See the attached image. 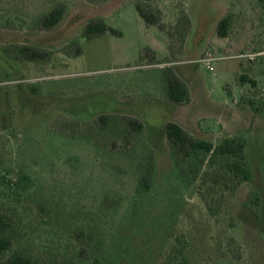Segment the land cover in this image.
<instances>
[{
  "label": "rangeland",
  "instance_id": "374dc122",
  "mask_svg": "<svg viewBox=\"0 0 264 264\" xmlns=\"http://www.w3.org/2000/svg\"><path fill=\"white\" fill-rule=\"evenodd\" d=\"M88 24L114 33L87 37ZM174 78L185 104L167 97ZM169 122L213 145L244 138L250 180L211 191L221 157L180 174ZM0 213L3 258L161 264L184 239L196 264H264V0H0Z\"/></svg>",
  "mask_w": 264,
  "mask_h": 264
},
{
  "label": "trees",
  "instance_id": "16d2710c",
  "mask_svg": "<svg viewBox=\"0 0 264 264\" xmlns=\"http://www.w3.org/2000/svg\"><path fill=\"white\" fill-rule=\"evenodd\" d=\"M136 10L141 18L148 24H155L157 21L153 18L151 13L144 11L141 6L136 5ZM62 15V10L57 9L49 14L45 18V23L48 27H52L59 23ZM230 16L222 18L218 25L217 34L221 38H226L230 27ZM106 32L114 33L109 27L98 24H88L85 30L87 37L100 36ZM242 83H249L255 85L254 81L247 77H240ZM166 93L169 100L175 104H185L188 101V92L186 87L177 80V78L168 81L166 84ZM103 117H99L98 130L101 129V120ZM130 127L134 129L136 133L141 132L142 125L139 122H129ZM128 125V126H129ZM165 138L172 151L173 161L175 167L184 174V168H189L190 174L196 176L198 168L204 164L212 162L214 158L221 157L227 160L225 164L219 165L218 168L213 170L211 175V187L210 190L216 191L214 188L220 186L221 190L229 191L233 194L236 188L248 182L251 178V171L249 169L246 158V141L242 137H232L222 140L218 145H213L209 141L199 140L192 137L187 131L181 128L178 124L169 122L165 126ZM148 161L145 163L143 170L140 171L139 185L143 190H149L148 185L149 177L152 170V159L147 156ZM208 174L203 173V177ZM192 177V181L193 178ZM25 177H23V180ZM195 179V178H194ZM9 182V181H8ZM22 182V179H21ZM221 196V195H220ZM220 196L214 198L213 204H207V208L212 215L219 213ZM223 196H221L222 198ZM8 217L0 213V264H43L38 259L32 258L26 254L20 252H13L7 258H3L2 255L10 253L12 249L13 241L8 233ZM70 264V263H62ZM161 264H196L192 261L189 255V249L187 242L182 239L179 244H175L171 247V250L167 256H163Z\"/></svg>",
  "mask_w": 264,
  "mask_h": 264
},
{
  "label": "built area",
  "instance_id": "2783aa9c",
  "mask_svg": "<svg viewBox=\"0 0 264 264\" xmlns=\"http://www.w3.org/2000/svg\"><path fill=\"white\" fill-rule=\"evenodd\" d=\"M214 61H215V59L209 56L208 58L204 59L202 62L205 63V64L207 65V68H208L210 71H212L213 69H212V67L210 66V64H211L212 62H214Z\"/></svg>",
  "mask_w": 264,
  "mask_h": 264
}]
</instances>
